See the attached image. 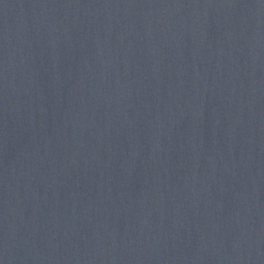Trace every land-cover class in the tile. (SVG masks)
<instances>
[{"label":"water","instance_id":"water-1","mask_svg":"<svg viewBox=\"0 0 264 264\" xmlns=\"http://www.w3.org/2000/svg\"><path fill=\"white\" fill-rule=\"evenodd\" d=\"M0 264H264V0H0Z\"/></svg>","mask_w":264,"mask_h":264}]
</instances>
